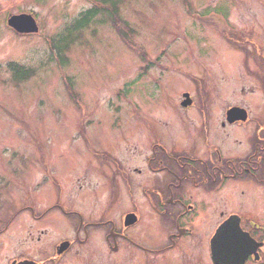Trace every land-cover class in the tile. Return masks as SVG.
Wrapping results in <instances>:
<instances>
[{
	"label": "rangeland",
	"instance_id": "1",
	"mask_svg": "<svg viewBox=\"0 0 264 264\" xmlns=\"http://www.w3.org/2000/svg\"><path fill=\"white\" fill-rule=\"evenodd\" d=\"M117 1L115 11L103 0H0L1 223L19 208L30 206L34 212L30 219L29 212L18 211L14 225L0 232V264H10L22 255L20 239L28 223L33 224L32 263L97 264V260L109 264L97 237L89 243L98 245L93 255L85 245L82 256L74 246L57 260L48 257L56 240L73 237L71 225L76 220L54 209L45 215L42 212L53 204L75 208L78 183L101 189L94 173L86 169L78 173L89 167L85 146L80 145L125 142L133 132L127 143L138 145L142 141L137 134L139 117L172 110V103L182 91H192L191 81L197 78L212 82L220 77L236 79L225 87L209 84L215 100L220 96L218 100L228 102L238 101L240 81L245 89L250 85L245 56L229 30L250 39L262 35L264 44V0ZM90 9L97 13L82 27H75ZM20 13L34 17L35 33L16 34L6 25L9 15ZM65 37L68 48L58 52L55 45H64L60 40ZM16 66L31 75L14 76ZM107 189V184L106 189L102 187L109 195ZM113 192L110 198L117 205L120 193L115 187ZM261 195L246 198L257 212L254 228L260 234L264 227ZM122 216L121 207L114 210L115 222ZM41 230L47 235L37 241ZM131 231L147 245L158 240L157 228L148 222H140ZM134 255V262L114 258L113 264H212L142 252ZM251 264H264V255Z\"/></svg>",
	"mask_w": 264,
	"mask_h": 264
},
{
	"label": "flooded vegetation",
	"instance_id": "2",
	"mask_svg": "<svg viewBox=\"0 0 264 264\" xmlns=\"http://www.w3.org/2000/svg\"><path fill=\"white\" fill-rule=\"evenodd\" d=\"M231 32L241 56H245V74L250 83L245 89L239 82L238 101L218 100L220 96L215 100V95L208 91L211 84L225 87L236 79L227 76L212 82L197 78L191 81L192 91H182L172 103V110L139 117L137 134L142 141L138 145L127 143L129 135L135 132L127 135L125 142L81 144L80 148L85 146L89 167L78 173L85 169L90 175L94 173L100 179L101 189L78 183L75 208L53 204L42 212L45 215L54 209L62 215H73L76 220L71 225L73 237L56 240L49 258L57 260L74 246L76 254L82 256L81 247L97 237L108 253L104 260L109 264L114 263V258L134 262V253L138 252L182 262H188L186 258L212 262L211 240L225 224L238 225L254 240H246L245 264L262 258L264 227L261 234L255 230L257 212L246 198L252 200L258 193L264 196V44L262 35H251L250 39L242 34L240 40L241 34ZM185 101L188 103L184 105ZM131 156L137 157L136 161ZM90 164L94 166L91 168ZM106 184L109 195L102 190ZM114 187L121 197L117 205L110 198ZM120 207L123 216L115 222L113 212ZM20 210L29 212L30 219L34 217L32 207L19 208L3 224L0 218V227L4 225L0 232L14 225ZM127 215L133 217L126 219ZM131 220L134 221L129 223ZM140 222L157 228L156 243H142L140 236L132 233L131 229ZM32 228L33 224L26 225L20 239L24 251L12 258L10 264L32 260ZM46 235L41 230L36 240ZM63 242H68V247L58 253ZM97 248V244L89 245V254L93 255ZM255 254L259 259H255Z\"/></svg>",
	"mask_w": 264,
	"mask_h": 264
},
{
	"label": "water",
	"instance_id": "3",
	"mask_svg": "<svg viewBox=\"0 0 264 264\" xmlns=\"http://www.w3.org/2000/svg\"><path fill=\"white\" fill-rule=\"evenodd\" d=\"M7 26L14 30L17 34L35 33L38 28L34 18L29 14L10 15L6 20ZM188 101L184 102V105ZM237 109H231L235 111ZM133 217L127 215L126 219ZM131 220L129 223H132ZM247 234L243 233L238 227L232 224L222 226L212 239V259L216 264H243L246 254L243 248L246 247ZM66 244H62L63 249ZM15 264V263H13ZM17 264H34L32 262H22Z\"/></svg>",
	"mask_w": 264,
	"mask_h": 264
},
{
	"label": "trees",
	"instance_id": "4",
	"mask_svg": "<svg viewBox=\"0 0 264 264\" xmlns=\"http://www.w3.org/2000/svg\"><path fill=\"white\" fill-rule=\"evenodd\" d=\"M103 1L108 2L113 7H115L116 4L118 3L117 0H103ZM114 10L117 11L116 7L114 8ZM96 13H97V11L94 10V9L87 10L82 15V17L76 21L75 27H82L83 25L88 23V20L92 17L93 14H96ZM116 22H118V18H117ZM118 25L122 27V25L120 23H118ZM122 29L123 30H127L128 33L131 32V31H129V29H125V28H122ZM60 41L64 42L65 44L64 45H55V48H56V50L58 52L68 48V38L67 37L62 38V40H60ZM125 42L127 43L126 40H125ZM12 71H13L14 76L16 75V76H18L20 78H27V77H29L31 75V71L26 70V69H24L23 67H20V66H16V68H12Z\"/></svg>",
	"mask_w": 264,
	"mask_h": 264
}]
</instances>
